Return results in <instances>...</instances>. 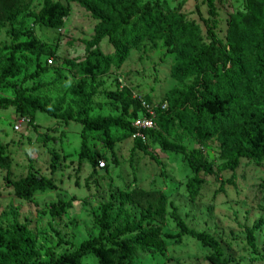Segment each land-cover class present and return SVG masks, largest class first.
<instances>
[{
  "label": "rangeland",
  "instance_id": "rangeland-1",
  "mask_svg": "<svg viewBox=\"0 0 264 264\" xmlns=\"http://www.w3.org/2000/svg\"><path fill=\"white\" fill-rule=\"evenodd\" d=\"M52 2L68 10L59 29L37 23L43 0H0V98L16 102L20 96H36L49 99L51 105L62 100L59 114L67 109L78 114L84 103L90 119L109 116L131 122L149 110L159 130L158 119L175 114V101L182 96L190 101L198 91L196 77L183 73L182 52L149 38L134 43L127 57L107 72L80 73L77 66L93 50L87 46L98 20L76 0ZM142 2L164 4L188 21L193 26L191 45L215 46L221 52L210 55L218 68L223 63L215 62L217 56L225 60L232 48H244L252 41L240 38L241 28L247 17L264 10V0H214L215 15L209 13L206 0ZM23 43H33L47 53L33 55L17 48ZM96 48L102 54L113 53L106 38ZM11 56L19 73L5 76ZM81 133L78 123L65 125L39 112L31 120V115L19 114L14 106L0 109V143L6 157L0 165V233L15 226L32 233L30 264L46 262L50 254L57 258L71 253L97 238L102 204L114 208L109 234L124 216L138 221L148 206L157 209L161 198L166 200V214L145 223V228L163 253L153 247L137 250L134 264H209V248L177 236L173 210L189 229L213 237L228 264H264V160L241 159L235 171L221 170L224 160L217 135L203 141L185 136L181 129L163 132L170 142L201 148L213 163V174L200 175L205 181L200 198L191 201L185 188L191 172L181 155L164 152L150 141L144 154L134 149L130 132L111 128L114 160L102 133L87 134L88 150L104 163L103 168L97 163L93 171L86 159L79 161ZM28 174L45 176L54 188L36 192L28 200L17 198L9 182ZM82 263L97 261L87 255Z\"/></svg>",
  "mask_w": 264,
  "mask_h": 264
},
{
  "label": "trees",
  "instance_id": "trees-1",
  "mask_svg": "<svg viewBox=\"0 0 264 264\" xmlns=\"http://www.w3.org/2000/svg\"><path fill=\"white\" fill-rule=\"evenodd\" d=\"M76 1L98 20L95 35L87 46L88 51L93 50L77 66L82 74L96 76L107 72L112 64L118 65L127 57L128 50L134 43L144 38L162 42L165 46L182 52L179 62L183 73L187 74L188 78L196 77L198 91L191 94L190 101L183 96L181 100H176L175 114L160 117L159 130L158 127L146 130L145 135L147 141L157 144L162 151L183 157L191 172L185 187L191 201L200 198L205 183L200 175L213 174V163L205 159L201 148L187 149L170 142L163 132L181 129L185 136H196L203 141L217 135L224 160L220 166L221 170L235 171L241 159L264 160V10H257L251 17H247L241 28L240 38H249L252 41L244 48H232L225 60L217 56L215 62L223 63L222 68H218L210 61V55H219V49L215 46L191 45L193 26L181 16L169 12L164 4L143 3L142 0H92L100 6L98 8L88 4L90 0H87V3L83 0ZM206 4L209 13L215 15L214 0H206ZM102 10L105 13H102ZM67 15L68 10L61 4L43 0V7L35 18L42 26L59 29ZM105 38L113 49L112 54H102L96 48ZM17 48L33 55L47 53L33 43H23ZM10 59L4 69L5 76L19 73V66L14 63V57L11 56ZM227 63L230 64L229 67H226ZM86 101L89 102V99ZM62 102L61 100L51 105L49 99L36 96H20L16 102L0 98V109L14 106L19 114L31 115V120L39 112L60 119L65 125L70 122L80 124L82 152L79 161L86 159L93 171L99 161L87 148V134L102 133L113 160L115 156L110 129L117 128L133 135L131 124L136 117L131 122L109 116L86 118L88 113L84 103L80 106L78 114H74L71 109L59 114ZM133 143L134 149L148 154L147 147L139 139H134ZM150 158L158 163L152 155ZM5 162L6 157L0 143V165ZM9 183L15 196L21 200H28L36 192L54 188V184L45 176L34 174ZM113 209L111 203L101 205L97 220L100 232L97 238L85 241L71 253L62 254L57 258L50 254L48 261L36 264H83L82 260L87 255L92 256L97 264H134L137 250L143 251L153 247L160 254L163 253V249L147 235L149 230L145 228V223L166 214L164 198H161L157 209L148 206L138 221L124 216L114 231L107 234ZM171 216L179 230V238L190 237L211 250L206 257L209 264H228L222 247L213 237L206 232L198 233L189 229L176 214V210L172 211ZM32 240V233L23 227L15 226L5 234L0 233V264H30L32 258L29 246Z\"/></svg>",
  "mask_w": 264,
  "mask_h": 264
},
{
  "label": "built area",
  "instance_id": "built-area-1",
  "mask_svg": "<svg viewBox=\"0 0 264 264\" xmlns=\"http://www.w3.org/2000/svg\"><path fill=\"white\" fill-rule=\"evenodd\" d=\"M48 63L50 64L51 61H49ZM161 109L165 110L166 106L165 105L161 106ZM131 125L133 128L132 138L139 139L144 144L147 142L145 131L157 129V125L153 119V114L149 110H148V115L134 119ZM98 167L103 168L104 163L102 161H99Z\"/></svg>",
  "mask_w": 264,
  "mask_h": 264
}]
</instances>
